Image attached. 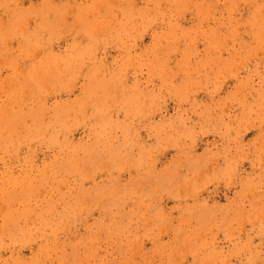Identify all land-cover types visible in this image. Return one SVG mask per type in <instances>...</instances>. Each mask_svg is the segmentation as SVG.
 Returning a JSON list of instances; mask_svg holds the SVG:
<instances>
[{
	"label": "rangeland",
	"instance_id": "1",
	"mask_svg": "<svg viewBox=\"0 0 264 264\" xmlns=\"http://www.w3.org/2000/svg\"><path fill=\"white\" fill-rule=\"evenodd\" d=\"M0 264H264V0H0Z\"/></svg>",
	"mask_w": 264,
	"mask_h": 264
},
{
	"label": "bare ground",
	"instance_id": "2",
	"mask_svg": "<svg viewBox=\"0 0 264 264\" xmlns=\"http://www.w3.org/2000/svg\"><path fill=\"white\" fill-rule=\"evenodd\" d=\"M12 217H13V216H12ZM1 218H3V217H1ZM5 218H6V220H7L8 217H5ZM1 220H2V219H1ZM12 221H13V220H12ZM1 222H2V221H1ZM6 223H7V222H6ZM7 224H9V223H7ZM5 225H6V224H4V226L2 225V227H5ZM6 227H7V226H6ZM7 228H8V227H7ZM4 229H6V228H4Z\"/></svg>",
	"mask_w": 264,
	"mask_h": 264
}]
</instances>
